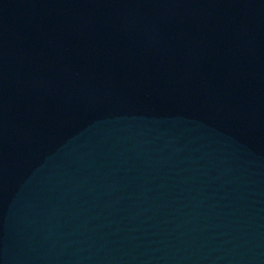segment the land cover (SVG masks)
I'll use <instances>...</instances> for the list:
<instances>
[{"label": "water", "instance_id": "water-1", "mask_svg": "<svg viewBox=\"0 0 264 264\" xmlns=\"http://www.w3.org/2000/svg\"><path fill=\"white\" fill-rule=\"evenodd\" d=\"M0 264H264V0H0Z\"/></svg>", "mask_w": 264, "mask_h": 264}]
</instances>
